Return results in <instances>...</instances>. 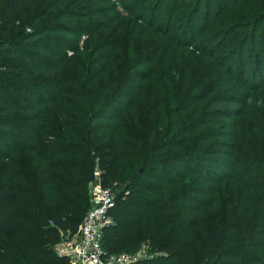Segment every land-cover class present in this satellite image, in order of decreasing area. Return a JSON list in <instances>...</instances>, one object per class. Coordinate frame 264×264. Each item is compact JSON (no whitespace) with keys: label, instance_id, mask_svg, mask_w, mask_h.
<instances>
[{"label":"trees","instance_id":"1","mask_svg":"<svg viewBox=\"0 0 264 264\" xmlns=\"http://www.w3.org/2000/svg\"><path fill=\"white\" fill-rule=\"evenodd\" d=\"M96 184L107 254L264 264V0H0V264H71Z\"/></svg>","mask_w":264,"mask_h":264},{"label":"built area","instance_id":"2","mask_svg":"<svg viewBox=\"0 0 264 264\" xmlns=\"http://www.w3.org/2000/svg\"><path fill=\"white\" fill-rule=\"evenodd\" d=\"M92 194V207L80 229L74 234H66L57 244V252L67 256L71 264H129L151 256V250L146 245L133 252L107 254L104 251L103 231L113 220L109 210L114 205L115 194L111 188L100 184L92 188Z\"/></svg>","mask_w":264,"mask_h":264},{"label":"rangeland","instance_id":"3","mask_svg":"<svg viewBox=\"0 0 264 264\" xmlns=\"http://www.w3.org/2000/svg\"><path fill=\"white\" fill-rule=\"evenodd\" d=\"M84 38H85V36L84 37H82V40H84ZM222 122H225L224 120H221L220 121V123H219V125H222L223 123ZM224 126V125H223ZM155 251V250H154Z\"/></svg>","mask_w":264,"mask_h":264}]
</instances>
